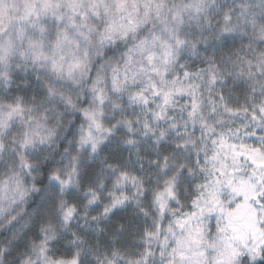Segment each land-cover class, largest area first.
<instances>
[{"label":"rangeland","instance_id":"1","mask_svg":"<svg viewBox=\"0 0 264 264\" xmlns=\"http://www.w3.org/2000/svg\"><path fill=\"white\" fill-rule=\"evenodd\" d=\"M217 3L226 0H0V70L33 66L32 76L47 81L45 104L55 98L72 115L73 127L60 139L65 159L61 174L53 176L57 185L68 187L87 161L103 166L98 148L104 142L122 141L139 149V134L124 136L109 129L108 123L121 124L126 114L141 119L147 139H153L159 123H171L167 126L179 143L195 141L196 178L187 210L169 180L155 195V227L135 245L136 251L117 252L101 264H255L262 258L264 95L253 101L255 111L249 114L258 122L238 115L216 128L208 120L189 136L185 119L198 100L187 95L193 91L182 80L172 84L166 79L177 65L180 28L213 11ZM194 78L201 83L203 75ZM104 93L122 100L124 107L110 110ZM45 119L47 114L32 116L20 105L0 106V135L21 149L6 161L9 175H0V220L14 214L32 193L24 169L55 142L53 122ZM17 130L21 134L15 139ZM141 181L121 173L112 186L90 192L85 209L96 214L121 206L134 198ZM76 214V205L68 207L64 222L75 220ZM41 264L77 263L42 258Z\"/></svg>","mask_w":264,"mask_h":264},{"label":"trees","instance_id":"2","mask_svg":"<svg viewBox=\"0 0 264 264\" xmlns=\"http://www.w3.org/2000/svg\"><path fill=\"white\" fill-rule=\"evenodd\" d=\"M180 31L182 45L177 65L175 61L176 67L172 70L171 66L166 79L182 80V84L193 91L187 95L193 93L198 100L185 119L186 134L193 136L194 127L198 126L197 130L201 131L208 120L214 122L216 128L238 115L258 122L249 114L255 111L253 101L264 95V0L217 3L213 11L193 18ZM32 72L33 66L28 65L0 70V106L20 105L30 110L32 116L47 114L49 119L45 120H52L54 125L56 146L51 144L41 149L36 162L24 169L25 182L31 183L33 191L14 214L0 220V264H41L42 258L101 264L103 258L117 252L136 251L138 245H135L155 227L159 217L155 195L169 180L174 184L178 203L184 206L182 210H187L196 178L195 141L190 138L185 145L179 143L180 138H173L174 133H170L172 129L167 126L171 123H159L153 139H147L143 125L138 124L141 119L133 113L126 114L121 124H113V121L108 124L111 131H117L114 133L139 134L142 139L139 149H132L122 141L115 143L117 146L111 141L104 142L98 148L100 158L105 161L103 166L93 159L87 161L76 170L75 179L68 187L57 185L53 176L61 174L59 166L65 159L61 155L65 148L60 139L73 127L72 115H68L62 105L58 107L55 98L48 106L45 104L49 92L46 78L33 77ZM200 74L203 75L201 83L194 78ZM104 96L103 103L110 110L124 107V102L116 96L108 93ZM20 134L17 130L15 139ZM18 147L10 143L6 135H0V175H9L6 161L21 153ZM137 157L141 161L136 160ZM170 167L179 169L174 171ZM121 173L142 179L138 189H134V198L107 211L88 214L85 209L88 194L96 193L104 185L105 188L112 186ZM74 205L77 208L75 220L64 222V212ZM255 264H264V250L261 260Z\"/></svg>","mask_w":264,"mask_h":264}]
</instances>
